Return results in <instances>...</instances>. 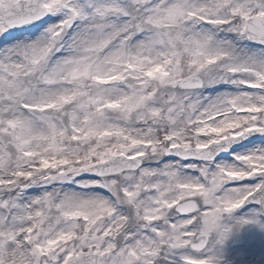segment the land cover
<instances>
[{
	"label": "snow or ice",
	"instance_id": "6c2138e0",
	"mask_svg": "<svg viewBox=\"0 0 264 264\" xmlns=\"http://www.w3.org/2000/svg\"><path fill=\"white\" fill-rule=\"evenodd\" d=\"M245 209L264 0H0V264H219Z\"/></svg>",
	"mask_w": 264,
	"mask_h": 264
},
{
	"label": "rangeland",
	"instance_id": "374dc122",
	"mask_svg": "<svg viewBox=\"0 0 264 264\" xmlns=\"http://www.w3.org/2000/svg\"><path fill=\"white\" fill-rule=\"evenodd\" d=\"M247 216L248 209H245L221 221L232 227V232L223 244H217L215 247V254L221 258L219 264H264V219L259 215L258 222L238 223L240 218ZM246 255H256L261 262L244 259Z\"/></svg>",
	"mask_w": 264,
	"mask_h": 264
}]
</instances>
